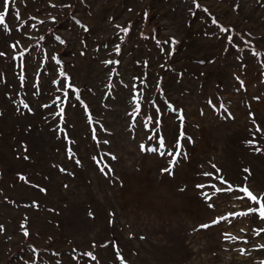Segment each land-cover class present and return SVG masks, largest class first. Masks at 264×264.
<instances>
[{
  "label": "rangeland",
  "instance_id": "obj_1",
  "mask_svg": "<svg viewBox=\"0 0 264 264\" xmlns=\"http://www.w3.org/2000/svg\"><path fill=\"white\" fill-rule=\"evenodd\" d=\"M5 24L0 264H264L239 191L264 194V0H14Z\"/></svg>",
  "mask_w": 264,
  "mask_h": 264
},
{
  "label": "snow or ice",
  "instance_id": "obj_2",
  "mask_svg": "<svg viewBox=\"0 0 264 264\" xmlns=\"http://www.w3.org/2000/svg\"><path fill=\"white\" fill-rule=\"evenodd\" d=\"M14 2V0H2V3H0V8H2V11H0V26H3V27H7V25L5 24V16L6 14L9 12L10 10V7H11V4ZM196 7H199V4L196 5ZM17 15V18L19 19L20 18V14L17 12L16 13ZM213 23H216L215 20H213ZM123 31L127 32V29H123ZM224 31H227V29H224ZM11 47L13 49H16L17 45L16 44H13L11 45ZM120 49L119 47L116 48V52L119 53ZM255 54V53H254ZM5 53L3 52H0V56H4ZM24 55L23 52L20 53V57L22 58ZM15 58V57H14ZM57 63H59V61H57ZM107 63L109 64H112V63H118V61H108ZM61 75H64L63 73H61ZM20 80L23 81L24 80V76L21 75L20 77ZM134 79H139V78H134ZM141 84L144 83L143 80L140 81ZM132 87L134 89H139V86L138 85H135L133 84ZM66 89V90H65ZM62 90H64V96L67 97L68 96V91L71 90V91H74L72 85L69 83L67 84L66 86H62ZM143 96V91L142 89H139L138 91H135L134 94H133V101H134V109H133V112L131 113V116L133 117V119H135L137 116L140 115L141 113V103H140V97ZM76 99H79V95H76ZM56 101L59 102L60 101V97H57L56 98ZM23 106L25 108H28V105L27 104H23ZM153 106L155 107V105L153 104ZM169 108H171V105H168ZM64 112V109L61 108L60 109V113H63ZM159 112L160 110L157 109V118H153V117H149V121L152 122L154 125L155 124H159V119H158V116H159ZM183 119V117H181V120ZM259 131V129H258ZM153 137H149V139H152ZM157 139H158V143H159V146L160 148H163L165 146V141H164V138L163 137H159L158 134H157ZM105 143H107V141H105ZM142 149H143V145L141 146ZM150 151H157L156 148H151L149 149ZM165 153L164 152H160V155L163 156ZM168 155L172 156V155H179V143L177 144V152L175 154H173L172 152H169ZM27 159V157H25ZM113 159H115V157H113ZM77 163H79V161H76ZM102 172H104V169H101ZM111 169L109 168L108 169V173L107 174H110L111 173ZM164 171H169L168 169H164ZM247 171V170H245ZM205 175H211L210 173H205ZM217 179H219L221 181L222 184H225L227 185L226 188L224 189H221V188H216V191L217 192H220V191H235V189L233 188V186L223 178V176H219L217 175L216 177ZM198 187H202V186H198ZM215 187V186H213ZM43 191V189H41ZM239 191L241 192H244L246 194V198L248 201L252 202L253 204H256L258 205V207H248L247 208V211L245 213H243L244 215H249V214H254V215H257V217L261 220H264V203L261 202V200H264V194H260V196H257V195H254L251 191H249L247 188H241L239 189ZM207 195V194H205ZM237 199H244L245 197L243 196H237L236 197ZM208 199H211V197H208ZM209 207H213L212 204H209ZM232 215H239V214H232ZM223 219H226L225 217H221V220ZM218 221H213V223H217ZM208 225H201V228H207ZM25 235H28L27 231H25L24 233ZM259 234V233H258ZM87 255L91 256V253H88ZM94 258V257H93Z\"/></svg>",
  "mask_w": 264,
  "mask_h": 264
},
{
  "label": "trees",
  "instance_id": "obj_3",
  "mask_svg": "<svg viewBox=\"0 0 264 264\" xmlns=\"http://www.w3.org/2000/svg\"><path fill=\"white\" fill-rule=\"evenodd\" d=\"M233 31L235 32V30H233ZM245 41H246V44H245L246 46L249 45L251 47V49H254V50L257 49V50H259V45H256V44H254L251 41H247V40H245Z\"/></svg>",
  "mask_w": 264,
  "mask_h": 264
}]
</instances>
